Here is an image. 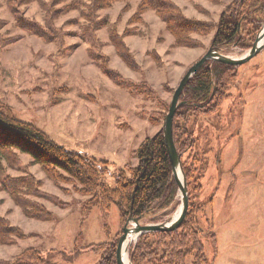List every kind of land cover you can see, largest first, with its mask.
<instances>
[{"label": "rangeland", "instance_id": "1", "mask_svg": "<svg viewBox=\"0 0 264 264\" xmlns=\"http://www.w3.org/2000/svg\"><path fill=\"white\" fill-rule=\"evenodd\" d=\"M172 1L186 18L216 24L236 0ZM37 3L22 11L42 23ZM138 3L130 1L125 13L121 12L122 3L99 11L98 16L106 17L110 26L96 33L103 44L98 53L107 57L106 66L129 83L141 85L133 91L132 86L116 85L97 62L91 61L88 43L80 38L83 21L77 12L56 22L65 33L64 51L56 55L55 44L18 29L5 0H0V19L6 23L0 35L4 39L20 37L0 49V101L19 121L34 126L67 151L95 161L101 181L110 189H115L121 172L128 177L129 170L137 166L138 147L160 132L164 119L161 105L166 104L168 111L175 89L211 47L215 32L191 36L198 42L193 49L175 47L172 35L152 11L143 14L142 24L128 27ZM257 22L260 28L264 24ZM111 26L119 34L125 28L134 31L124 43L139 65L138 72L128 68L110 45ZM249 49H231L226 55L238 58ZM236 69L227 100L212 114L191 117L187 125L194 140L193 153L206 162L203 177L197 182L200 188L188 190V213L192 210L195 218L205 264H264V49ZM20 162L23 172L5 166V174L33 176L40 182V191L56 197L59 204L28 196L55 219H27L9 196L0 192V216L28 235L14 246H0L1 260L9 261L34 248L54 264H96L99 257L87 251L88 246H117L127 219L122 224L115 204L101 214L96 200L81 195L80 187L66 175L58 180L48 178L39 165H31L27 155H20ZM176 200L179 202L178 191ZM178 209L179 204L169 214L159 213L153 222L141 224H160ZM134 245L129 246L128 257Z\"/></svg>", "mask_w": 264, "mask_h": 264}, {"label": "trees", "instance_id": "2", "mask_svg": "<svg viewBox=\"0 0 264 264\" xmlns=\"http://www.w3.org/2000/svg\"><path fill=\"white\" fill-rule=\"evenodd\" d=\"M130 1L132 0H71L67 3V0H5V5L18 29L44 42L55 44L58 48L56 55H62L64 51L65 36L56 22L69 13L77 12L83 21L80 38L88 43L87 53L91 61L97 62L102 73L116 85L128 89L132 86L133 91H137L141 85L129 83L117 71L106 66L107 57L98 53L103 44L96 36L100 29L110 26L108 19L100 18L98 12L110 9L115 3H122L124 7L121 12L125 13L130 8ZM33 3L39 5L42 23L28 18L25 11H22L23 7ZM148 11L154 12L164 24L166 31L174 39L175 47L193 49L198 42L191 36H206L215 31L211 46L218 47L223 54H227L231 49L244 51L251 47L255 34L260 29L257 21H264V0H236L225 8L216 24L186 18L172 0H139L137 12L128 19V27L142 24V16ZM5 25L0 19V28ZM133 34L134 31L129 28H125L121 34L112 26L108 29V39L116 55L128 68L138 72L139 65L124 43V38ZM19 38L16 36L4 39L0 35V49L20 40ZM151 56L154 58V55ZM236 76L235 67L207 62L181 94L180 101L185 104L174 116L172 133L189 191L200 188L197 182L203 177L206 162L192 151L194 140L187 128L188 120L216 112L220 104L229 97L228 91ZM161 110L164 118V114L168 112L167 105H161ZM186 153V158L182 160ZM20 155L29 156L31 165H39L52 180L66 175L80 187L81 195L92 196L96 200L101 214L109 212L111 205L115 204L122 224L129 216L153 222L159 213L169 214L179 204L176 200L177 185L172 176L161 131L138 147L137 166L129 170L128 177L121 172L116 178L115 189H110L101 181L95 161L67 151L34 126L19 121L11 108L0 101V192L9 196L25 218L53 222L54 215L31 201L28 196L43 198L55 205L59 204L58 199L40 191V182L29 174L21 177L5 174V166L23 172ZM189 212L177 230L142 235L130 251L132 264H187L188 261L190 264H205L203 246L198 239L199 233L194 228L195 218L192 217V210ZM27 237L20 228L0 216V246H14L17 240ZM86 250L99 257L96 264H116L115 243L90 245ZM0 264L54 263L44 260L36 249L27 248L9 261L0 259Z\"/></svg>", "mask_w": 264, "mask_h": 264}, {"label": "water", "instance_id": "3", "mask_svg": "<svg viewBox=\"0 0 264 264\" xmlns=\"http://www.w3.org/2000/svg\"><path fill=\"white\" fill-rule=\"evenodd\" d=\"M264 49V24L258 31L254 43L251 48L238 58L231 57L229 55L221 54V49L211 46L203 57L192 65L178 87L175 89L166 116L163 119L161 133L163 135L165 147L167 150L172 176L177 185V191L179 196V209L173 217L165 220L164 222L156 225H142L143 219L132 218L129 216L122 228L121 235L119 236L116 246V264H132L130 257H128V249L132 243H136L137 240L145 234L155 232H172L180 228L184 222L189 208V194L186 183V178L181 165V158L178 155L174 142H173V119L177 110L185 103L180 101L181 94L189 81L198 73V71L207 63L215 62L219 64L228 65L231 67H239L247 63L250 59L255 57ZM177 215V216H176ZM124 257H127V263L124 262Z\"/></svg>", "mask_w": 264, "mask_h": 264}, {"label": "bare ground", "instance_id": "4", "mask_svg": "<svg viewBox=\"0 0 264 264\" xmlns=\"http://www.w3.org/2000/svg\"><path fill=\"white\" fill-rule=\"evenodd\" d=\"M176 216H177V215H176ZM124 258H125V259H124V262L127 263V257H124Z\"/></svg>", "mask_w": 264, "mask_h": 264}]
</instances>
